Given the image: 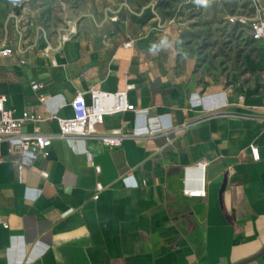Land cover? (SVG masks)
<instances>
[{
    "label": "crops",
    "instance_id": "1",
    "mask_svg": "<svg viewBox=\"0 0 264 264\" xmlns=\"http://www.w3.org/2000/svg\"><path fill=\"white\" fill-rule=\"evenodd\" d=\"M43 8L24 4L4 38L14 49L0 55L5 106L71 117L77 92L90 103L92 89L134 85L135 109L106 115L93 136H55L45 157L0 142V264H264V81L192 86L125 3L71 13L78 32L66 43L39 21ZM35 126L59 132L48 119L22 129ZM113 129L124 139L111 148L99 136Z\"/></svg>",
    "mask_w": 264,
    "mask_h": 264
},
{
    "label": "rangeland",
    "instance_id": "2",
    "mask_svg": "<svg viewBox=\"0 0 264 264\" xmlns=\"http://www.w3.org/2000/svg\"><path fill=\"white\" fill-rule=\"evenodd\" d=\"M106 3L112 7L122 3L131 6L132 12L125 15L143 23L146 28L142 31L152 39L158 58H171L175 68H184L192 86L231 87L243 92L263 83L264 44L251 39L248 24L229 21L231 16L255 15L251 0H208L207 5L197 4L196 0ZM24 4H30L31 11L46 5L39 21L54 27L52 33L61 37L69 20L74 19L69 15L88 9L92 0H0V44L12 36L16 16ZM58 25L60 28L55 29Z\"/></svg>",
    "mask_w": 264,
    "mask_h": 264
},
{
    "label": "built area",
    "instance_id": "3",
    "mask_svg": "<svg viewBox=\"0 0 264 264\" xmlns=\"http://www.w3.org/2000/svg\"><path fill=\"white\" fill-rule=\"evenodd\" d=\"M256 8L253 16H231L230 22H240L248 24L250 36L253 41L264 43V15L262 14L264 7L261 5L264 0H251ZM78 32L77 26L68 24L67 28L60 37L62 43H66L72 39ZM14 53L13 47L9 46L5 40L0 44V55L2 57H9ZM24 62V61H22ZM42 85L39 83L33 84V88L37 89ZM134 85H128L125 90L109 93L99 89H92L90 91V103L83 92H77L70 107L72 109L71 117H60L56 113H50L47 118L40 114L24 112L20 117L14 115L11 108L5 106L7 97L0 94V142L4 138L14 139L15 142L9 148L10 152L23 153L27 151H34L40 153L42 156L49 154V148L52 139L55 136L63 138H80L90 137L95 135L97 125L104 121L106 115L114 114L120 111L134 110L135 106L128 102L127 90ZM43 100V97H41ZM44 119L56 120L59 126L58 134L42 133L37 126L31 132H24L22 127L26 122L37 123ZM101 141L109 147H117L121 145L124 135L119 129H113L110 133L99 136ZM253 159H258V148L252 146ZM202 171L205 169V163L199 162L197 165ZM99 171V167L96 166ZM43 175H47L43 173ZM102 189L101 185L97 187L95 198L98 197V192ZM185 194L191 196H203L205 190L202 187L198 190H186Z\"/></svg>",
    "mask_w": 264,
    "mask_h": 264
},
{
    "label": "clouds",
    "instance_id": "4",
    "mask_svg": "<svg viewBox=\"0 0 264 264\" xmlns=\"http://www.w3.org/2000/svg\"><path fill=\"white\" fill-rule=\"evenodd\" d=\"M197 4H203V5H207L208 0H196Z\"/></svg>",
    "mask_w": 264,
    "mask_h": 264
},
{
    "label": "water",
    "instance_id": "5",
    "mask_svg": "<svg viewBox=\"0 0 264 264\" xmlns=\"http://www.w3.org/2000/svg\"><path fill=\"white\" fill-rule=\"evenodd\" d=\"M226 181H227V179H226V175H225L222 186H221V191H223L225 189Z\"/></svg>",
    "mask_w": 264,
    "mask_h": 264
},
{
    "label": "trees",
    "instance_id": "6",
    "mask_svg": "<svg viewBox=\"0 0 264 264\" xmlns=\"http://www.w3.org/2000/svg\"><path fill=\"white\" fill-rule=\"evenodd\" d=\"M252 39V38H251ZM253 40V39H252Z\"/></svg>",
    "mask_w": 264,
    "mask_h": 264
}]
</instances>
